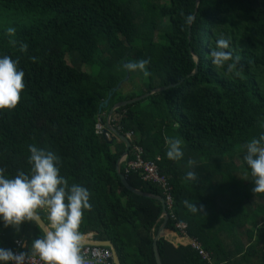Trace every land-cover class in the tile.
Segmentation results:
<instances>
[{"label": "trees", "instance_id": "1", "mask_svg": "<svg viewBox=\"0 0 264 264\" xmlns=\"http://www.w3.org/2000/svg\"><path fill=\"white\" fill-rule=\"evenodd\" d=\"M195 1L0 0V55L18 61L25 84L17 105L0 111V168L9 177L28 174L29 145L54 152L66 182L90 193L79 231L110 242L120 264H156L152 239L161 225L160 203L121 185L116 163L123 143H108L94 131L98 120L105 121L99 104L126 73L122 86L139 89L123 94L121 86L101 115L117 103L175 85L115 110L110 121L120 134L132 133L143 159L160 158L175 221L187 225L212 264H264V193L252 192L243 161L244 145L264 133V0H199L197 7ZM189 14L190 27L184 25ZM12 16L28 21H5ZM8 27L15 29L13 36ZM221 37L230 42L226 51L240 57L232 72L210 62ZM140 59L149 61L147 75L139 72L136 82V72L123 65ZM166 137L180 140L181 160L166 158ZM188 170L196 181H186ZM125 179L136 190L162 196L137 174ZM183 200L204 212L190 213ZM37 214L49 225L46 212ZM175 221L167 220L156 243L161 264H208L189 245L166 238L178 235ZM42 237L33 220L15 228L0 224V247L14 251L21 239L30 254L31 241Z\"/></svg>", "mask_w": 264, "mask_h": 264}, {"label": "clouds", "instance_id": "2", "mask_svg": "<svg viewBox=\"0 0 264 264\" xmlns=\"http://www.w3.org/2000/svg\"><path fill=\"white\" fill-rule=\"evenodd\" d=\"M193 15L184 16V25L190 26ZM9 36L15 34L13 27H8ZM16 44L17 41H11ZM230 42L226 38H218L215 48L210 51L211 64L216 68H224L232 72L239 64L240 57L234 56L228 50ZM27 45L19 44L21 52L26 51ZM147 59L129 61L123 68L129 72H140L147 75ZM238 75V72L236 73ZM25 87L24 72L18 66V61L8 55H0V111L14 108L20 100V94ZM167 146L166 158L178 161L183 158L181 142L175 138H165ZM243 161L250 170L252 192L264 193V133L253 138L244 145ZM28 163L30 172H18L9 177L0 168V224L5 228L18 227L24 222L31 221L37 210L46 212L49 230L42 238L31 241V251L39 257L42 264H84L81 255L83 234L79 231L83 212L89 210V191L79 184H68L59 174V157L52 151H45L29 145ZM194 161L189 160L191 167ZM189 182L196 181L192 170L185 173ZM183 206L193 214L204 212L202 205L183 200ZM25 254L14 252L12 249L0 247V264H23Z\"/></svg>", "mask_w": 264, "mask_h": 264}, {"label": "built area", "instance_id": "3", "mask_svg": "<svg viewBox=\"0 0 264 264\" xmlns=\"http://www.w3.org/2000/svg\"><path fill=\"white\" fill-rule=\"evenodd\" d=\"M105 125L98 120L94 126V131L96 135H100L105 140H110L113 134L104 132ZM118 131V130H117ZM124 137L130 143L128 155L122 158L121 163L124 166V177L129 174H137L140 180L144 183L152 184L158 187L162 192V198L164 200L165 209L167 211L168 219L171 218L175 221L174 215L171 213L172 209V198H171V188L167 183L166 178L160 174L157 163L160 161L159 157L154 160L143 159V150L140 146L136 145L132 141V133H126ZM174 228L177 234L184 240L188 242L191 249L197 252L198 256L202 261L210 264L211 257L206 253L200 243L191 238L187 232V225L184 222H174ZM14 252H23L25 254L23 264H42L39 257L33 253L26 254L23 250L25 246L20 241H15ZM81 255L84 259V264H114L112 259V252L105 247L84 245L81 246Z\"/></svg>", "mask_w": 264, "mask_h": 264}, {"label": "water", "instance_id": "4", "mask_svg": "<svg viewBox=\"0 0 264 264\" xmlns=\"http://www.w3.org/2000/svg\"><path fill=\"white\" fill-rule=\"evenodd\" d=\"M198 3H199V0H196L195 1V6L196 7H197ZM193 17H194V15H193ZM194 61H195L196 64L198 63V59L195 56H194ZM195 72H196V67L194 68V71L189 76L193 75ZM128 78H129V74L126 73L124 79L121 82H119L108 93L107 98L103 102H101L99 104L97 113H98V115H100V118H103V117L105 118V121H104V125H105L104 132L113 134V137L110 140H108V143H110L112 141V139H117V140L121 141L123 143V145H124V151H123L121 157L118 159V161L116 163V173H117V175H118V177L120 179V182H121V185L123 186V188L125 190H127L128 192L134 194V195H137V196H140V197H144V198H147V199H152V200L158 201L160 203V206H161V215H160L161 225L159 226L156 234L154 235V237L152 239V252H153L155 263L156 264H161L160 258H159V255H158V251H157V247H156V243H157L158 238L161 235L162 230L166 226V223H167V220H168V215H167V211L165 209L164 200H163V198L161 196L144 193V192H141L139 190H136V189L130 187L129 184L126 182L125 177L120 173L121 160H122V158H124V157H126L128 155L130 143L124 137V135L120 134L113 126H111L110 118H111V116H112V114H113V112L115 110H117V109H119L121 107H124L126 105H130V104L139 102L140 100H143V99L149 97L152 94H155V93L161 92V91H163L165 89L174 87L175 85H168L167 87H164V88H156V89H153L150 92H148L146 94H143V95H141L139 97H135L133 99L117 103L113 107L110 108V110L108 111L106 116L101 115L100 114L101 109L102 108H106L108 106V102H109L112 94L115 91L119 90L120 87L122 86V84L127 82ZM33 221L35 222V224L37 225V227L39 228V230L42 232L43 235L45 234L46 230H49L50 226L46 225L44 223V221L38 216L37 213L34 216ZM83 237L84 238H83V241L81 243V246L90 245V246H98V247L109 248L111 250V252H112V259H113L114 264H120L119 258H118L117 254H116V251H115L113 245L110 242H108V241H106V242L93 241L92 240V234H85V235H83Z\"/></svg>", "mask_w": 264, "mask_h": 264}, {"label": "rangeland", "instance_id": "5", "mask_svg": "<svg viewBox=\"0 0 264 264\" xmlns=\"http://www.w3.org/2000/svg\"><path fill=\"white\" fill-rule=\"evenodd\" d=\"M11 19L12 20H5L6 22H9V23H13V22H16V23H27V19H24V18H21V17H19V18H17V19H15V17L14 16H12L11 17ZM0 25H3V22H0ZM71 56L69 55V57H67L66 56V60L68 61V62H70L71 61ZM81 69H82V71H84V72H88V74H90L91 73V75H95L96 74V72H97V69L94 67V68H87L86 66H81ZM139 72H136V74H135V81L136 82H138L139 80H140V76H139V74H138ZM128 81V80H127ZM123 84H125V83H123ZM121 88V87H120ZM139 89V87H138V85H133V86H127V85H125L124 87L122 86V88H121V90L123 91V94H127L130 90H131V92H136L137 90Z\"/></svg>", "mask_w": 264, "mask_h": 264}, {"label": "crops", "instance_id": "6", "mask_svg": "<svg viewBox=\"0 0 264 264\" xmlns=\"http://www.w3.org/2000/svg\"><path fill=\"white\" fill-rule=\"evenodd\" d=\"M129 79V78H128ZM126 83V82H125ZM112 117V116H111ZM110 121H111V118H110ZM171 243H173V244H186V245H188V242L187 241H184L179 235H176V234H173V235H171V236H168V237H166ZM18 241H22L24 244H25V249L23 250L24 252H25V250L27 251V245H26V241L25 240H21V239H18ZM109 249V248H108ZM203 249V248H202ZM14 250H15V248H14ZM110 250V249H109ZM111 251V250H110ZM206 252V251H205ZM26 253V252H25ZM31 253H32V251H31ZM206 253H208V252H206ZM208 254H210V253H208ZM211 257V256H210ZM114 263V262H113ZM210 264H212V262H210Z\"/></svg>", "mask_w": 264, "mask_h": 264}, {"label": "bare ground", "instance_id": "7", "mask_svg": "<svg viewBox=\"0 0 264 264\" xmlns=\"http://www.w3.org/2000/svg\"><path fill=\"white\" fill-rule=\"evenodd\" d=\"M172 198V197H171ZM47 225V224H46ZM15 241H18V240H15ZM15 241H14V243H15ZM24 246H25V244L22 242V241H20Z\"/></svg>", "mask_w": 264, "mask_h": 264}]
</instances>
